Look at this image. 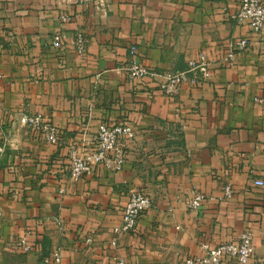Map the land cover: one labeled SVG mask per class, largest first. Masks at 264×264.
<instances>
[{
    "label": "crops",
    "instance_id": "crops-1",
    "mask_svg": "<svg viewBox=\"0 0 264 264\" xmlns=\"http://www.w3.org/2000/svg\"><path fill=\"white\" fill-rule=\"evenodd\" d=\"M239 7L240 0H0V264H42L55 250L63 264H185L203 255V242H237L244 231L254 236L250 264H264V186L254 184L264 182V104L254 100L264 98V35L232 19ZM60 32L68 40L57 50L51 41ZM77 32L89 39L84 55L74 50ZM241 39L248 48L227 65L229 46ZM132 46L161 76L128 78ZM201 53L212 62L211 79L165 96L159 83ZM22 113L53 123L60 144L32 136ZM102 123L135 130L126 163L73 182L70 147L90 151ZM227 185L232 199L187 209L194 188L218 197ZM135 191L152 208L116 239ZM25 235L29 253L18 248Z\"/></svg>",
    "mask_w": 264,
    "mask_h": 264
},
{
    "label": "built area",
    "instance_id": "built-area-1",
    "mask_svg": "<svg viewBox=\"0 0 264 264\" xmlns=\"http://www.w3.org/2000/svg\"><path fill=\"white\" fill-rule=\"evenodd\" d=\"M238 24H248L251 33L255 36L264 35V2L262 0H240L239 10L233 14ZM61 22H71L68 15L61 16ZM68 40L66 32H60L52 37L51 45L60 50ZM74 50L79 55H84L89 46V39L81 32L74 36ZM249 46L248 39H241L229 46L227 53V65H232L237 51H244ZM212 62L205 53L199 54L195 59L188 61V67L184 71H177L166 75L165 80L158 85V89L169 98H176L184 85H201L212 77ZM148 68L138 57V49L132 46L129 50L128 78L134 82L142 81L150 75L161 76L157 70ZM255 102L264 104V98L257 97ZM20 120L28 128L36 139L44 140L50 144L58 145L61 142L59 129L41 114L20 115ZM136 132L127 123L111 125L102 123L96 134L95 145L90 151H82L77 146H71L69 150L70 179L78 182L86 177L93 176L99 166L117 172L121 171L126 163V150L131 142L136 139ZM256 186H264V182L256 180ZM64 191L61 190V194ZM233 188L227 185L218 197L207 196L194 188L186 201L187 209L191 212H199L207 201L224 202L232 199ZM152 208V200L142 191L132 192L127 205L123 210L122 222L115 227L113 233L116 239L122 234H128L136 230L140 218ZM61 225V220H59ZM62 227V226H61ZM83 243L91 246L94 239L85 236ZM116 245V240L112 243ZM18 248L23 253L32 251V245L28 235L23 236L18 242ZM203 255L185 260V264H250L255 254L254 236L250 231L240 234L237 242H227L214 246L209 242L201 244ZM119 264H125L122 259L114 258ZM42 264H63L60 250H55L41 260Z\"/></svg>",
    "mask_w": 264,
    "mask_h": 264
}]
</instances>
